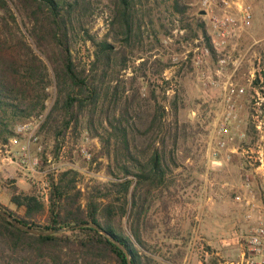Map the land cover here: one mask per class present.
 Returning a JSON list of instances; mask_svg holds the SVG:
<instances>
[{"label":"trees","instance_id":"1","mask_svg":"<svg viewBox=\"0 0 264 264\" xmlns=\"http://www.w3.org/2000/svg\"><path fill=\"white\" fill-rule=\"evenodd\" d=\"M166 1L167 8L180 20L189 17L191 8L186 0ZM101 3L0 0L1 141L5 143L15 134L13 125L17 121L46 109L48 88L54 83L57 95L45 125L54 122L56 133L64 136L71 124L76 129L85 122L90 134L101 143L95 159L108 157L110 176L85 194L78 186L77 170L53 175L47 213L45 202L36 192L9 188L10 202L22 213L1 202L0 206L21 223L43 230L70 229L36 235L17 228L0 214V264H128L121 248L97 229L77 226L83 223H96L113 234L128 248L132 264H177L151 252L142 232L156 192L168 185L169 174L179 164L177 91L173 90V118L169 123L163 101L173 80L163 72L171 64L157 56L140 57L142 75L133 72L123 79L120 75L129 68L131 54L143 44L145 26L154 20L150 9L144 13L142 0H109L107 10L100 9ZM106 11L109 28L99 38L91 34V29L99 13ZM17 14L34 46L22 36ZM182 27L191 26L187 22ZM196 27V36L202 34L204 44L213 50L206 22L201 19ZM80 34L94 49L89 63L74 54ZM154 77H160L161 82H153ZM125 216L130 233L121 223Z\"/></svg>","mask_w":264,"mask_h":264},{"label":"rangeland","instance_id":"2","mask_svg":"<svg viewBox=\"0 0 264 264\" xmlns=\"http://www.w3.org/2000/svg\"><path fill=\"white\" fill-rule=\"evenodd\" d=\"M186 1L190 5L191 13L182 21L179 15L171 13L167 8L168 1L142 0L144 13L148 14L150 9L154 22L148 21L143 44L131 54L129 68L123 70L120 75L125 80L130 78L133 72L141 76L143 70L139 65L143 59L140 57H161L171 64L164 69L163 75L173 78L170 89L166 92L167 98L163 100L168 109L167 123L173 118L170 108L173 90H176L179 96V164L169 174L168 185L162 192H156L158 195L155 203L145 217L146 221L142 223L143 238L156 256L176 261L177 264H234L241 259L249 234L245 208L234 199L235 188L241 181V164L238 156L222 166L211 165L208 161V139L217 116L220 98L217 90L206 88L199 80L193 57L196 52L201 53L204 46L202 34L196 36V24L203 19L208 26L209 16L201 11V0ZM239 1L251 7L252 19L240 36L231 41L230 48L232 59L242 58L236 72L238 80L246 81L254 68L258 69L259 64H264V0ZM108 4L109 0H102L100 9L107 10ZM17 16L22 36L26 41L32 42L22 18L18 14ZM187 22L191 27L183 28L182 25ZM108 24L109 12L99 13L91 34L101 38L108 31ZM27 26H30V23ZM153 30L158 37H155ZM157 38L161 40L158 41ZM93 51L91 43L85 42L81 34L76 37L74 54L78 60L89 63L93 58ZM212 67L206 57L204 69L213 74L210 70ZM232 70L233 66H229L226 73L230 74ZM50 72L52 74L51 69ZM260 73L264 76V71ZM152 80L155 83L161 82L160 77H154ZM48 91L46 109L43 112L17 121L13 125L15 132V127L26 120H41L38 133L45 149L37 172L33 173L11 164L2 171L3 174L0 173V202L19 213H22V210L16 209L10 202L9 188L16 186L19 191H34L38 195L50 194L53 174L47 171L50 166L47 159L49 156L58 166L59 172L67 169L78 171V186L85 194L110 179L107 172L109 159L105 156L95 159L101 149V143L98 137L90 134L84 125L85 122H81L76 129L71 124L64 136L56 133L58 126L54 122L45 125L57 95L54 83L49 86ZM160 94L163 97V93ZM240 102L241 125L248 130V120L251 123V116H248V99L243 98ZM62 119L63 116L60 117V127ZM185 124L187 126L184 129ZM2 143L4 142L0 139V145ZM83 144L92 152L91 160L75 152ZM70 162H74L75 166L72 167ZM18 178L23 181L17 183ZM45 204L47 213L49 200ZM121 223L126 232L130 233L128 216L123 217Z\"/></svg>","mask_w":264,"mask_h":264},{"label":"built area","instance_id":"3","mask_svg":"<svg viewBox=\"0 0 264 264\" xmlns=\"http://www.w3.org/2000/svg\"><path fill=\"white\" fill-rule=\"evenodd\" d=\"M202 12L209 16L207 33L212 49L204 44L201 53H195L193 64L198 70L202 84L219 93V107L208 139V161L222 166L236 156L240 159V183L235 188L234 199L245 208V219L249 226L246 247L241 259L234 264H264V64L253 69L246 81L238 80L242 58L232 59V40L239 37L252 19L251 7L239 0H201ZM206 57L213 71L204 69ZM209 62V61H208ZM233 66L230 74L226 70ZM248 99L247 127L243 128L240 111L241 99ZM42 117V114L40 115ZM38 118L26 120L15 127V134L0 145V172L11 164L35 173L44 154L40 139ZM248 137V138H247ZM89 137H87V140ZM77 152L91 160L92 152L85 144ZM47 171L54 176L58 166L49 156ZM70 165L75 166L74 162ZM49 194L40 195L47 202Z\"/></svg>","mask_w":264,"mask_h":264},{"label":"water","instance_id":"4","mask_svg":"<svg viewBox=\"0 0 264 264\" xmlns=\"http://www.w3.org/2000/svg\"><path fill=\"white\" fill-rule=\"evenodd\" d=\"M0 214L2 216H4L8 221H10L17 228L24 230V231H27V232L32 233V234H36V235H51V234H56V233H59L62 231H67L70 229L69 227H65V228H59V229L43 230V229L31 227V226H26L1 206H0ZM77 226H90L92 228L97 229L101 234L106 236L109 240H111L119 248H121L127 256L128 264H132L131 254H130L128 248L121 241H119L113 234H111L109 231H107L106 229H104L103 227L99 226L96 223H83V224H80ZM73 227H76V226H73Z\"/></svg>","mask_w":264,"mask_h":264},{"label":"crops","instance_id":"5","mask_svg":"<svg viewBox=\"0 0 264 264\" xmlns=\"http://www.w3.org/2000/svg\"><path fill=\"white\" fill-rule=\"evenodd\" d=\"M0 173L3 174V172H0ZM21 181H23V179L22 178H18L17 183L21 182Z\"/></svg>","mask_w":264,"mask_h":264}]
</instances>
